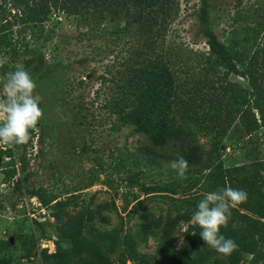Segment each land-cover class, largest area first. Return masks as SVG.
<instances>
[{
	"label": "rangeland",
	"instance_id": "1",
	"mask_svg": "<svg viewBox=\"0 0 264 264\" xmlns=\"http://www.w3.org/2000/svg\"><path fill=\"white\" fill-rule=\"evenodd\" d=\"M208 3L212 27L222 41L235 37L248 56L264 47V0ZM200 4L201 0H175L160 35L141 33L140 24L126 15L93 18L89 13L67 15L56 9L40 25L12 22L6 29L10 45L0 46V58L7 61L0 67V77L23 66L37 84L35 92L42 98L43 110L25 147L0 143V241L11 246L3 253H12L15 263L41 264L38 256L20 258L25 251L23 241L30 237L37 239L38 249L48 253L56 249V221L51 210L37 196L35 204L30 202V190L38 187L45 198H69L71 215L81 208L91 211L86 230L109 232L105 243L111 264H118L123 249L119 244L125 237L135 242L139 255L126 264L157 263L159 230L144 235L140 225L151 216H164L168 204L162 195H146L140 184L175 183L181 192L198 174L199 164L188 166L185 178H180L168 167L169 161L175 159L174 154L195 148L205 158L213 133L203 122L181 116L184 138L151 153L146 135L121 120L116 102L132 68L144 57L160 53L177 75L180 94L185 98L198 94L209 49L199 32L196 15ZM6 10L11 20L14 10L9 5ZM146 40L152 41L150 46ZM225 80L248 86L247 79L236 73ZM217 90L211 89L209 94ZM7 148L13 150L15 160L24 154V171H19V161L13 171L5 157ZM219 155L224 166L264 157V129L248 135L239 120H233ZM4 171L13 172L7 176ZM198 190L193 185L189 192ZM186 228L183 223L175 233L177 250L186 241Z\"/></svg>",
	"mask_w": 264,
	"mask_h": 264
},
{
	"label": "trees",
	"instance_id": "2",
	"mask_svg": "<svg viewBox=\"0 0 264 264\" xmlns=\"http://www.w3.org/2000/svg\"><path fill=\"white\" fill-rule=\"evenodd\" d=\"M174 2L0 0V46L10 45L5 31L12 22L40 25L52 9L67 15L89 13L93 18L108 14L112 18L126 15L131 21L140 24L138 29L141 33L160 35L166 28L165 20ZM7 5L14 10L11 20L7 18L10 14V11L6 13ZM196 16L199 32L209 48L205 68L207 72L203 87L197 88L198 94L192 93L186 98L180 94L177 75L160 53L144 57L138 66L132 68L130 76L122 85V95L116 102L121 120L146 135L150 143L148 151L151 153L155 148L163 149L169 143L184 138L185 124L179 121L181 116L203 122L213 133L211 148L206 151L205 158L196 148L180 154L187 160L188 166L199 164L198 174L181 192L177 191L175 183L140 184L146 195H162L168 204L164 216L147 218L140 225V231L150 235L155 229L159 230L155 248L158 257L156 264H264V157H255L241 165L224 166L219 155L220 143L233 120L238 119L248 135L264 129V47L248 56L244 47H238L239 41L235 37H229L227 42L222 41L212 27L208 0H201ZM154 25L158 27L154 28ZM146 43L150 46L152 41L146 40ZM13 55H17L14 49ZM230 73L245 77L248 86L225 80ZM217 82L218 85H215ZM211 89L218 90L212 95L209 94ZM31 135L34 136L33 130ZM4 153L13 171L16 170V161L20 163V172L26 169L23 153L17 160L11 148L5 149ZM176 157L177 153L173 155V158ZM13 171L4 172L9 176ZM193 185L199 186V190L189 192ZM226 185L245 190L248 199L232 208L227 225L220 229L222 235L237 244L230 254L222 255L207 247L200 236L202 229L190 221L203 195ZM30 194L39 197L41 204L51 210L50 215L56 221V249L52 253H48L45 248L38 249L37 239L30 237L29 241H23L25 251L20 254V258L38 256L41 264H111L105 243L110 234L99 230H95L94 234L86 230V223L91 218L88 208H81L71 215L67 211L69 198H45L40 187L32 188ZM183 223H187L186 241L177 250L175 233ZM119 245L123 249L118 255V264H126L128 259L134 260L139 256L131 238H123ZM8 247L11 246L7 241H0V264H18L12 253H3ZM140 257L144 258L143 255Z\"/></svg>",
	"mask_w": 264,
	"mask_h": 264
},
{
	"label": "clouds",
	"instance_id": "3",
	"mask_svg": "<svg viewBox=\"0 0 264 264\" xmlns=\"http://www.w3.org/2000/svg\"><path fill=\"white\" fill-rule=\"evenodd\" d=\"M5 63L6 59L0 58V67ZM36 88L35 80L23 66L0 77V143L25 145L32 139L31 130L43 117L42 98L35 92ZM168 167L185 178L188 162L177 153ZM247 199L245 190L226 185L205 193L198 201L190 222L202 229L201 239L218 254L228 255L237 248L236 242L222 235L220 229L227 225L232 208Z\"/></svg>",
	"mask_w": 264,
	"mask_h": 264
},
{
	"label": "built area",
	"instance_id": "4",
	"mask_svg": "<svg viewBox=\"0 0 264 264\" xmlns=\"http://www.w3.org/2000/svg\"><path fill=\"white\" fill-rule=\"evenodd\" d=\"M35 199H36V197H31V198H30V202L33 203V204H35V202H34ZM39 204H40V203H39Z\"/></svg>",
	"mask_w": 264,
	"mask_h": 264
},
{
	"label": "water",
	"instance_id": "5",
	"mask_svg": "<svg viewBox=\"0 0 264 264\" xmlns=\"http://www.w3.org/2000/svg\"><path fill=\"white\" fill-rule=\"evenodd\" d=\"M33 264H39V263L37 262V263H33Z\"/></svg>",
	"mask_w": 264,
	"mask_h": 264
}]
</instances>
